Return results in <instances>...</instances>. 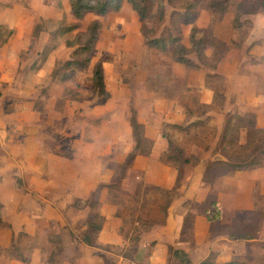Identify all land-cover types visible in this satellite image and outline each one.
<instances>
[{
    "label": "rangeland",
    "instance_id": "rangeland-1",
    "mask_svg": "<svg viewBox=\"0 0 264 264\" xmlns=\"http://www.w3.org/2000/svg\"><path fill=\"white\" fill-rule=\"evenodd\" d=\"M228 5L224 13L206 7L200 8L193 24L199 27L210 25L213 35L214 29L220 35H232L228 41L215 38L205 49L209 61L215 67L217 64L222 65L220 61H225L227 57L229 60H241L242 53H248L249 48L244 51L247 47L243 43L251 27V17L264 12V0H228ZM180 12L181 9L166 4V19L162 28L170 29V22ZM59 20H62L60 24L57 23ZM93 20L100 21L101 30L90 65L97 61L102 62L104 82L110 91L107 98L91 91L89 71L79 74L72 82L59 81L55 76L56 69L69 58L72 50L65 44V40L72 33L60 36L55 35L56 30L69 24H77L76 30H84ZM6 21L8 25L18 22L19 26L14 28L6 53L0 54L1 80L11 85L6 88L0 81V91L7 90L10 95L4 98L0 92V110H7L12 99L13 102L19 99L31 102L43 119L41 124L48 140L43 142L45 148H52L63 155H70L67 142L63 138L65 133L79 135L84 132L95 138L97 135V139L91 142L96 146L93 153L101 152L102 145H109L110 155L105 158L111 173L107 201L116 204L115 215L121 219L119 218V222L106 224L102 234L107 235L108 232L118 229L122 239L120 243H94L98 232L88 229L87 223L92 220L101 224L103 222L100 214L101 198L96 191L83 198L88 200L86 207H75L71 203L74 194L65 192L61 184H44V175L40 180L33 178L26 181L23 176L16 175V168L12 169L8 158L0 154V172H3L0 176L4 175L14 182H0V226L4 225L3 218H6L10 220L9 226L12 230L9 247H0V263L12 259L29 264L34 258L43 264H85L87 260L84 262L81 257L88 250L92 252L88 259L90 264H116L117 258L112 254H117L120 248L123 258L137 263L146 261L153 245L150 235L153 227L163 222L171 198L178 194V187L184 184L185 177L193 171L185 166L183 158H188L193 163L208 154L209 159L202 177L213 184L219 177L238 170L228 167L227 164L224 167L220 161L230 165L239 162L248 164L260 158V150L264 149V107L247 110L232 107L237 100L236 88L241 85H237L238 69L231 71V76L227 75V70L224 73L227 76L223 77L213 69L202 67V75L207 69L212 72L202 76L198 70L172 63L165 54H158L145 46L139 18L126 2L118 11H111L103 16L87 13L82 19H76L67 0H0V22ZM190 26H181L184 39L188 36ZM7 30L6 23H1L0 45L11 35L7 36ZM255 44L258 53L264 54V44L261 41ZM263 61L264 58L261 57V61L257 63ZM242 66L246 67L244 64ZM202 77L204 86H198ZM255 80L264 90V77L258 73ZM20 89L25 90L23 95ZM18 94L21 97H17ZM209 95H212V99L206 104L203 97L209 98ZM83 97H87L91 106H95L90 113L82 106L76 107V103L67 105V99L78 101ZM106 102L109 105L102 111L105 113L104 121L108 117L111 123L103 127L105 123L100 115L102 109L98 105ZM153 102L157 106L160 104L164 108L168 107L163 109V114H170L173 119L183 115L181 123L164 122L160 128L172 140L167 159L176 168V185L170 190L144 185L149 183L143 177L136 178L127 174L131 164L128 160L129 153H146L151 147V142L143 138L142 124L141 140L137 141L132 133L130 118L134 115L137 119L140 113L145 119L153 120ZM165 102L168 105H164ZM169 102H173L176 107ZM97 111L101 113L97 115ZM247 111H252L254 115L257 113L259 119L257 121L255 117V127L262 128L263 131H257L254 127L250 131L247 128L238 129L239 124L249 123L248 117L239 122L234 113L244 114ZM29 119L35 120L32 117ZM165 123L178 124L181 128L165 126ZM227 124L230 125V130L224 142L223 128ZM237 134L239 138H236ZM107 137L109 140H106ZM118 137L121 139L118 140ZM238 140L240 143L246 141V146H239ZM17 150L21 149L17 147ZM1 151L0 148V153ZM244 169H252L256 173L252 176L257 180L255 184H264V156L261 163ZM246 179H239V182H245ZM48 204L57 210L61 220L43 217L26 219L28 212L30 215L41 213ZM190 204L189 207L193 208L194 203ZM207 207L210 208L209 202ZM199 208L203 209V206H194V211ZM263 215L264 204H258L255 211L245 217L248 216L251 226ZM185 219V223L188 221L190 224L191 216L187 215ZM240 224L241 222H237L235 225ZM85 233L92 238L91 246L83 241ZM185 233L190 234L191 229L185 228L183 234ZM252 234L257 241L262 239L264 244V237H260L259 232L253 229L249 232V235ZM103 249L109 253H105ZM166 259L167 264H177L169 251ZM257 261L264 264L262 257Z\"/></svg>",
    "mask_w": 264,
    "mask_h": 264
},
{
    "label": "crops",
    "instance_id": "crops-1",
    "mask_svg": "<svg viewBox=\"0 0 264 264\" xmlns=\"http://www.w3.org/2000/svg\"><path fill=\"white\" fill-rule=\"evenodd\" d=\"M8 21L0 22V25L1 23H6V27L14 34V28L18 27L19 23L16 22V24L8 25ZM12 33L0 45V54L6 53L5 51L12 39ZM214 36L222 41H228L232 37V35L228 34L220 35L217 29H214ZM258 41L264 44V12L256 13L251 17V27L243 43L247 47L244 51L249 48L248 53H242L241 60H237L240 58L229 60V57H227L225 61H220L222 65L217 64L213 68L221 76H227L229 74L231 76V71H235L236 68L238 69L239 75L241 76L238 75L237 85H240V83L241 85L236 88L235 96H237V100L236 104L232 106L237 108V110L259 109L264 107V90L255 80L258 73L264 77V61L257 63L261 61V57L264 58V54H259L256 49L255 43ZM45 61L44 63H46ZM243 64L246 65L245 68L242 66ZM201 68L202 66L195 70L201 73L200 71L203 70ZM243 70L246 71L241 73ZM209 71L211 70L207 69L201 75L205 76ZM226 72L227 75L224 74ZM196 73L198 72L196 71ZM1 76V83L6 88L10 87L11 85L6 84L5 80H1ZM197 85L204 86V77H202ZM105 89L107 92L109 91L106 85ZM0 92L3 93L2 96L4 98L10 96L7 90ZM23 92L25 90L20 89L21 95H23ZM17 97H21L20 94ZM211 99L212 95H209V98L203 97L206 104L210 103ZM67 100L68 106L76 103V107L82 106L89 113L95 107L91 106V101L87 97H83V99H79L78 101L74 99ZM169 104L176 107L173 102H169ZM108 105L109 103L106 102L100 104V106L98 105V108L101 107L102 112L105 111V108H108ZM153 105H155L153 106V120L145 119L140 113L137 116V122L142 124L143 127V138L151 142V147L146 153H136L134 155L127 174L128 176L132 175L136 178L143 177L144 181L149 183L144 185L170 190L176 185L174 184L176 168L167 159V141L161 136L160 128L164 122L181 123L183 115H178L173 119L169 116L170 114H163V109H168V107L164 108L160 104L157 106L154 102ZM164 105H168V103L165 102ZM101 112L97 111V115ZM102 113L100 115H102L103 122L105 123L103 127H105L111 123V120L107 117L104 121L105 113ZM31 117L35 118L36 121L30 120L29 118ZM255 117L258 121L257 113ZM46 121L45 118L44 122L46 123ZM42 122L43 119L40 118L38 111L32 107L31 102L22 101L21 99L13 102L12 99L11 106L7 110H0V148L2 150L0 154L8 158L9 165L12 169L16 168V175L23 176L26 181L33 178L40 180L41 176L44 175V184H59V186L61 184L65 192L68 191L74 194V198H87L91 193L96 191L101 198L100 214L103 217V222L101 230L95 235L96 239L94 243L96 245L100 243H120L122 238L120 233L117 232L118 229L115 228L116 230L108 232L107 235L102 234L106 224L109 222H119L120 218V216L115 215L116 204L108 203L107 201V185L110 181L111 173L105 158L110 155L109 145H102L101 152L93 153V149L96 146L91 142L97 139V135L95 138L84 132L79 135L76 133H65L63 138L67 142L66 147L70 150V155H63L52 148L51 150L45 148L43 142L48 140L46 132V135L43 132ZM117 139L120 140L121 137ZM106 140H109V137ZM16 146L21 150L18 151ZM208 159L209 155L206 154L202 160L193 166L185 164L186 167L192 168L193 171L185 177L184 184L178 187V194L171 198L166 208L163 222L153 227V232L150 233L153 245L150 253L147 255L146 261L137 263L127 260L122 257L120 248L117 254H112V256L117 258L116 264H167L168 246L184 250L194 263L206 258L212 253L214 260L218 262L237 258L247 260V262L252 264H259L257 261L258 258H264L263 240L257 241L256 238L252 237L255 235H249V232L254 229V231L259 232L260 237H264V215L261 219H258L255 225L252 224L253 226H250V220L245 215L254 212L258 204H264V184H255L257 180L252 178L253 175H256L252 170L253 168L227 173L219 177V180L214 182V184L213 182L205 181L202 175ZM212 159L218 160V158ZM0 178V182L5 181L6 184H14L13 179L9 181L4 175L0 176ZM239 179H246V181L239 182ZM29 184H32V182H29ZM125 185L122 184V186ZM212 200L217 202L220 210V218L214 222L209 221L205 213L207 202ZM191 202L194 203L192 204L193 208L189 207L191 206ZM194 206H203V209L199 208L194 211ZM3 207H5L4 204ZM187 215L191 216L190 224L188 221L185 223ZM36 217L61 220L57 210L50 204L46 205L41 213L30 215V212H28V215H26V219L29 220L35 219ZM11 219L13 218L11 217ZM188 220H190V217ZM3 221L4 225L0 226V247L8 248L12 230L9 226L10 220L3 218ZM237 222H241L240 226L235 225ZM188 227L191 229V233L183 234V230ZM238 235L244 236L237 237ZM256 242L257 244H255ZM144 246L146 245L144 244ZM102 251L109 253L105 249ZM91 254L92 252L85 250L84 255L81 257L84 262L87 260L85 264H90L88 259L91 258ZM0 264L26 263H20L10 259ZM29 264L43 263L33 258Z\"/></svg>",
    "mask_w": 264,
    "mask_h": 264
},
{
    "label": "trees",
    "instance_id": "trees-1",
    "mask_svg": "<svg viewBox=\"0 0 264 264\" xmlns=\"http://www.w3.org/2000/svg\"><path fill=\"white\" fill-rule=\"evenodd\" d=\"M67 2L71 13L76 19H82L87 13L103 16L111 11H118L122 7V4L126 2L131 9L136 12L139 18L140 32L144 37V44L146 47L153 49L158 54H165L172 63L182 65L189 69H198L201 66L210 69L215 68V64L209 61L205 52V49L215 41L212 27L210 25L199 27L193 24L200 8L206 7L219 13H224L229 6L228 0H67ZM166 4L179 8L182 11L177 18L170 22V29L162 28L166 19ZM61 22L62 20L57 21L58 24ZM182 25H191L186 39H184L182 34ZM76 28L77 24H69L60 27L55 32V35L60 36L72 33L71 36L65 40V44L71 47L72 50L69 58L56 69V79L62 82L75 81L79 74L89 71L91 91L94 94L101 95L103 98H107L108 92L105 89L102 62L97 61L90 68V63L96 51V44L100 35L101 23L99 20H93L84 30H76ZM7 32V36L12 33L11 30H7ZM2 43H4V41L1 42V44ZM234 114L239 122H242L246 116L248 117L249 123L239 124L237 126L238 129L247 128L250 131V129L254 127L257 131H263L262 128L255 127V115L252 111H247L244 114ZM167 125L170 124L165 123V126ZM130 126L133 135H135L137 141H140L142 136L140 129L141 125L137 122L134 115L130 118ZM170 126L173 128H181L178 124H171ZM229 130L230 125H224L222 136L224 142L227 139ZM249 131L247 134H249ZM161 136L167 141L168 152V148L172 145L171 137H169V134L164 132V130H161ZM236 138H239L238 134ZM246 141L248 142L247 138ZM246 141L245 143H240L238 140L239 143H236L241 147H245L247 144ZM228 142L230 143V140ZM136 153H129V162ZM262 156H264V149L260 150V158L258 160L248 164L239 162L230 165L223 161H220V164H223L222 166L224 167L226 166L225 164H227L228 167L239 170L261 163ZM169 158L172 157L169 156ZM182 161L184 164H197L200 160L196 159L193 163H190L188 158H183ZM126 167H128V165ZM71 203L75 207L84 208L88 205V200L74 198ZM209 205L210 208L207 207L205 209L206 217L211 222L217 221L220 218V210L217 206V202L212 200L209 202ZM96 217H99V215L96 214ZM101 226V222L98 223L94 220L87 223V228L92 232L100 231ZM242 236L244 235H238L237 237ZM83 241L87 245H92L93 243L91 236L87 233H85ZM168 251L171 254V258H173L177 264H252L236 258L218 262L214 260L212 253L206 258L194 263L187 252L182 249L169 246ZM25 261L27 262V260H24V262Z\"/></svg>",
    "mask_w": 264,
    "mask_h": 264
}]
</instances>
